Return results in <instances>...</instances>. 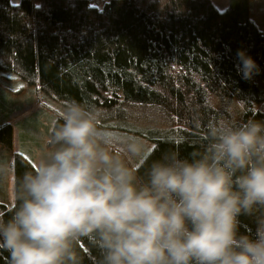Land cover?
<instances>
[{
  "label": "clouds",
  "instance_id": "obj_1",
  "mask_svg": "<svg viewBox=\"0 0 264 264\" xmlns=\"http://www.w3.org/2000/svg\"><path fill=\"white\" fill-rule=\"evenodd\" d=\"M237 56L243 78L259 73L245 50ZM100 117L69 102L37 167L13 181L17 204L0 218L10 264H83L86 236L101 264H264V119L221 118L203 152H164L141 174L132 158L146 146L129 138L117 148ZM11 174L0 162V181ZM241 216L251 232H240Z\"/></svg>",
  "mask_w": 264,
  "mask_h": 264
},
{
  "label": "trees",
  "instance_id": "obj_2",
  "mask_svg": "<svg viewBox=\"0 0 264 264\" xmlns=\"http://www.w3.org/2000/svg\"><path fill=\"white\" fill-rule=\"evenodd\" d=\"M240 49L260 68L249 79ZM0 72L37 84L64 105L75 100L105 110L107 127L151 142L136 167L141 174L164 152H203L208 126L221 118L264 119L254 108L264 101V32L250 0H228L223 11L211 0H105L100 7L89 0H0ZM129 105L156 111L163 125L128 128ZM62 122L57 118L50 134ZM0 146L12 150L8 122L0 125ZM34 168L13 152L14 180ZM16 204L2 202L0 218ZM253 228L250 217H240V232ZM80 245L83 264H101L92 237ZM0 264H10L3 249Z\"/></svg>",
  "mask_w": 264,
  "mask_h": 264
},
{
  "label": "rangeland",
  "instance_id": "obj_3",
  "mask_svg": "<svg viewBox=\"0 0 264 264\" xmlns=\"http://www.w3.org/2000/svg\"><path fill=\"white\" fill-rule=\"evenodd\" d=\"M93 5L100 7L105 0H89ZM17 3L18 0H11ZM211 2L223 11L228 6V0H211ZM252 18L259 24L264 32V0H250ZM10 109L5 113L0 108V125L8 122L12 127V150L7 152L0 146V162L10 165L12 174L4 181H0V204L2 202H13L11 190L14 181L13 174V152H20L26 156L37 167V159L41 152L49 150L50 145L46 144L50 131L57 118L64 115L65 106L63 103L54 100L41 91L37 84H27L8 72H0V103ZM254 108L264 111L263 103L256 104ZM125 125L128 128L145 129L148 124L156 126L163 125L161 116L151 110L141 111L140 106H127L125 110ZM101 112V111H100ZM8 114L10 115L8 117ZM140 117V118H139ZM139 118V119H138ZM110 117L105 116V110L97 121V127L102 137L110 139L119 148L122 141L135 138L146 146L147 151L153 144L132 132L112 129ZM105 120V121H104ZM150 120V121H148ZM112 123H114L112 121ZM105 124V125H103ZM113 125V124H112ZM144 152L145 153L147 152ZM143 155V156H144ZM142 156V157H143ZM139 159L132 158L133 167H137Z\"/></svg>",
  "mask_w": 264,
  "mask_h": 264
}]
</instances>
